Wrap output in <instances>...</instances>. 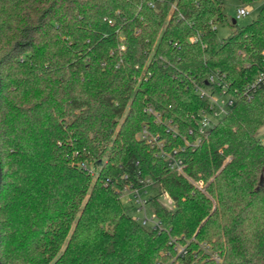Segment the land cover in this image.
Masks as SVG:
<instances>
[{
  "label": "trees",
  "instance_id": "obj_1",
  "mask_svg": "<svg viewBox=\"0 0 264 264\" xmlns=\"http://www.w3.org/2000/svg\"><path fill=\"white\" fill-rule=\"evenodd\" d=\"M233 20L223 0H0L1 263L161 264L169 233L221 258L200 250L179 264H264V83L240 95L263 68L264 4L249 23ZM214 72L235 100L176 152L205 194L138 134L157 133L167 151L193 140L209 105L193 82ZM136 175L152 180L160 231L133 220L114 190Z\"/></svg>",
  "mask_w": 264,
  "mask_h": 264
},
{
  "label": "built area",
  "instance_id": "obj_2",
  "mask_svg": "<svg viewBox=\"0 0 264 264\" xmlns=\"http://www.w3.org/2000/svg\"><path fill=\"white\" fill-rule=\"evenodd\" d=\"M249 4L240 5L236 8L235 19H238L251 11ZM194 36L190 37V41H194ZM263 55V68L258 74L249 81L240 91V95L249 99L252 91L260 83H264V50ZM206 83L203 85L199 82H193V87L198 95L209 101V105L206 109H200L194 116L196 120V137L193 140H189L187 137H183V145L179 148H174L172 151L164 149V143L161 137L157 133H151L146 127L141 129L138 137L145 140L151 147H156L158 154L163 157L167 166L171 171L184 176L188 179L197 189L201 190L205 194L207 193L206 185L203 181H194L186 175L184 171V162L181 158L176 156L177 150H182L183 147L189 146L194 147L198 145L203 138L207 136L209 129L221 119L223 115L227 113L229 108L232 106L235 97L234 94L229 90V83L226 81L223 74L214 72L206 78ZM236 91V90H234ZM226 97V99L224 98ZM147 111L152 112L150 107L146 108ZM155 121L161 122V117L156 113ZM166 131L171 133L172 137L177 136L178 129L175 124L170 120L163 121ZM193 130L188 129V134H192ZM229 158H227L228 160ZM84 166V165H83ZM87 167V166H86ZM90 172H93V168L88 166ZM127 178L126 175H123ZM106 181H109L106 179ZM152 180L147 177H140L136 175V180L123 181L118 186L114 185V190L118 193L121 201L129 206L131 218L147 229L160 231L162 229L161 221L157 214L149 207L150 197L153 195L152 192ZM160 202L167 208L173 206V200L165 188L160 186L157 190ZM194 243L196 247H191ZM167 244L169 249L166 253V260L162 261L161 264H179L180 259L188 256L189 254L195 256L198 251H202L209 260L215 263L220 262V256L217 251L210 248V245L205 241H199L194 235L186 237L182 234L171 235L168 233ZM198 248V249H197Z\"/></svg>",
  "mask_w": 264,
  "mask_h": 264
},
{
  "label": "rangeland",
  "instance_id": "obj_3",
  "mask_svg": "<svg viewBox=\"0 0 264 264\" xmlns=\"http://www.w3.org/2000/svg\"><path fill=\"white\" fill-rule=\"evenodd\" d=\"M264 4V0L260 1H253L250 2L249 5L251 6V11L238 18L235 19L237 25H244L249 23L257 14L259 8ZM240 6L238 2L235 0H223V12L226 14L227 18L230 20L231 18H235L236 14V8ZM217 41L220 42L225 36H227L231 31V26L229 25V22H224L222 24H217ZM226 99V97H224ZM256 137L258 140L264 144V125H262L257 131H256ZM162 261H165V258L162 259Z\"/></svg>",
  "mask_w": 264,
  "mask_h": 264
},
{
  "label": "water",
  "instance_id": "obj_4",
  "mask_svg": "<svg viewBox=\"0 0 264 264\" xmlns=\"http://www.w3.org/2000/svg\"><path fill=\"white\" fill-rule=\"evenodd\" d=\"M233 22H235V20H233ZM0 182H1V168H0ZM0 264H3L0 262Z\"/></svg>",
  "mask_w": 264,
  "mask_h": 264
}]
</instances>
